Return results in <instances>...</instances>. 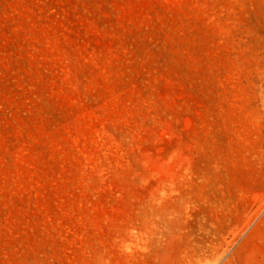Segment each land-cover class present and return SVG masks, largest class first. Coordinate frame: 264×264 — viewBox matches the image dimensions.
<instances>
[{"label":"rangeland","instance_id":"obj_1","mask_svg":"<svg viewBox=\"0 0 264 264\" xmlns=\"http://www.w3.org/2000/svg\"><path fill=\"white\" fill-rule=\"evenodd\" d=\"M0 264H264V0H0Z\"/></svg>","mask_w":264,"mask_h":264}]
</instances>
